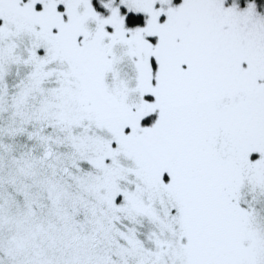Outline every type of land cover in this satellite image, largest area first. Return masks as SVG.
Segmentation results:
<instances>
[{"label":"snow or ice","instance_id":"6c2138e0","mask_svg":"<svg viewBox=\"0 0 264 264\" xmlns=\"http://www.w3.org/2000/svg\"><path fill=\"white\" fill-rule=\"evenodd\" d=\"M0 264H264V0H0Z\"/></svg>","mask_w":264,"mask_h":264}]
</instances>
